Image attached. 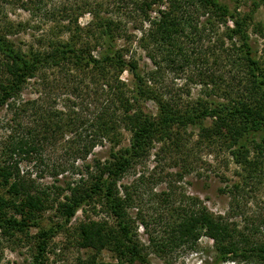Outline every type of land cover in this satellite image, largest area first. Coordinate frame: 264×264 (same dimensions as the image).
Returning a JSON list of instances; mask_svg holds the SVG:
<instances>
[{
  "label": "trees",
  "instance_id": "obj_1",
  "mask_svg": "<svg viewBox=\"0 0 264 264\" xmlns=\"http://www.w3.org/2000/svg\"><path fill=\"white\" fill-rule=\"evenodd\" d=\"M81 1L76 6L77 15L71 9L64 18L67 24L63 29L68 34L65 41H50L45 48L23 50L0 32V111L5 110L10 116L0 123L9 127V131L4 128L8 131L5 149L9 157L39 156L46 145L59 143L58 139H64L69 133L70 138L65 140L68 144L65 155L72 160L69 166L73 169L75 162L81 161L85 170L77 181L67 183L65 189L54 191L52 196L42 190H32L28 177L25 179L20 174L17 161L0 165V188L6 187L9 195L8 198L0 195V222L5 221L10 228L19 231L38 226L34 221L36 217L57 201L55 209L67 223L83 205L98 199L116 220L119 237L114 240V250L120 264L123 261L148 264L147 254L127 213L132 203L129 188L124 187L120 194L117 182L135 164L149 157L152 150L156 151L153 155L158 156L165 148L177 149L178 142L182 141L178 131L190 125L199 126L198 145L204 139L207 140L205 147L211 148V143H216L227 151L233 164L255 169L264 160V70L249 44V15L231 10L220 0ZM111 5L120 10V15L135 21L133 29L140 33L138 47L146 51L155 67L146 75L139 72L127 47L115 45L116 39L123 35L126 40L129 38L127 23L125 26L103 15L110 13ZM80 13L91 16L87 27L79 25ZM214 23L224 27V37L230 42L224 47V37L216 38L222 58L227 65L239 66L243 75L240 76L235 67L236 73L224 80L210 71L206 74L208 80L202 81L213 86V98L195 102L196 107L190 102L182 105L179 95L157 88V75L161 68L178 72L192 63L197 62L199 66L203 50L200 42L210 35L209 26L213 28ZM259 33L263 34V30ZM49 69L62 71L72 82L76 81L75 76H70L73 69L88 81L85 86L77 82L63 87L69 95L63 108L66 112L51 110L48 104L41 106V98H23L30 81L47 85ZM123 72L131 79V89L121 79ZM196 76H201L200 70ZM220 80L223 90L217 84ZM218 90L222 91V100L215 99L221 97ZM147 102L155 105V113L146 108ZM88 106H93L94 111L90 115L83 114L81 111ZM70 107L80 112L68 111ZM205 120L210 121L208 126L203 125ZM118 126L130 134L129 144L123 149H116L122 136ZM104 142L111 145L107 159L89 164V157L97 147H103ZM226 162L228 165V160ZM64 169L62 165H53L51 176L57 179ZM238 189L239 186L234 185L229 193L234 196ZM172 216L166 238L157 242L149 239L160 246L163 254L175 246L193 247L203 233L213 242L216 261L264 264V243L249 242L242 236L235 238V230L225 214L211 212L198 198H193L187 208L173 209ZM141 223L146 228V223ZM50 232L43 229L40 232L33 264H41L45 239ZM81 232L90 244L109 245L112 240L107 228H94L92 223L84 225ZM90 264L105 263L92 261Z\"/></svg>",
  "mask_w": 264,
  "mask_h": 264
},
{
  "label": "rangeland",
  "instance_id": "obj_2",
  "mask_svg": "<svg viewBox=\"0 0 264 264\" xmlns=\"http://www.w3.org/2000/svg\"><path fill=\"white\" fill-rule=\"evenodd\" d=\"M220 1L231 10L237 9L238 12L249 15L250 23L247 27L249 44L260 67L264 70V0ZM81 2V0H0V32L15 47L23 50L31 47L45 48L50 41H65L68 34L63 29V25L67 24L64 18L70 14L68 10L71 9H74L77 15L76 6ZM110 8V13L103 14L104 16H108L113 21H120L125 26L127 23L129 39L126 40V35H123L116 39L115 45L128 48L141 74L146 75L149 71H153L155 67L146 51L138 47L137 40L140 33L133 29L135 21L124 17L123 14L120 15V10H116V6L111 5ZM90 22L89 14L81 15L80 13L78 18L80 26L87 27ZM212 27L209 26L211 30L208 34L210 35L200 42L203 50L199 66L196 65L197 62L192 63L178 72L161 68L160 74L157 75V88L170 90L179 95L182 98L180 103L182 105L190 102L191 106L196 107L198 102L210 101L213 98L211 92L213 86L203 83L208 80L206 74L210 71H215V74L221 75L224 80L236 73L235 67L238 68L239 75H243L239 66L227 65L222 58L216 38L224 37V27L218 23H214ZM261 30L263 34L259 33ZM223 40L224 47L230 44L225 37ZM198 70L201 74L199 77L196 76ZM46 74L47 85L40 86L36 84V80H34L35 83L30 81L23 91V98H41L39 101L41 106L49 105L51 110L67 111L63 109L66 104L65 98L69 96L67 89L63 88L65 85L71 87L77 82L82 83V86L88 84V81L73 69L70 71V76L76 77V81L73 82L67 78V74L64 77L63 72L57 69H49ZM121 79L131 89V79L126 72L121 74ZM217 84L223 90L222 81H218ZM221 90L217 91L218 94L222 92ZM215 99L222 100V95L220 99L219 97ZM195 102L197 103L194 104ZM145 105L155 113V105L151 102ZM68 111L79 110L76 107H70ZM93 111L94 107L88 106L81 112L90 115ZM9 117L8 112L0 111V122ZM209 124V120L203 122L205 126ZM5 127V123H0V165L13 164L17 161L20 174H23L25 179L28 177L27 183L32 190H42L53 196L54 191L65 189L67 183L77 181L84 174L83 163L74 161V167L71 169L69 165L72 160H68L65 155L68 147L65 140L70 138L71 134L67 133L64 139L59 138V143H54L55 145H46L39 156L9 157L5 149L8 143L5 138L9 127H6L7 132ZM118 127L122 136L116 149H123L129 144L130 134L122 127ZM198 128V125H190L184 130H179L182 141L178 142L177 149L172 147L166 150L165 148L158 153V156H154L156 151L152 150L149 157L135 164L117 182V188L121 190L120 194L124 187H128L131 194L132 203L127 207V213L130 221L133 222V231L143 246V252L147 254L148 264H257L253 261H216L213 242L203 233L193 247L175 246L164 254L155 241L153 244L149 240L153 238L157 242L165 239L169 230L168 224H171L170 221L173 220V209H178L180 206L187 208L191 205L193 198H198L200 203L211 212L225 214L226 220L231 224V228H234L233 231L235 230V238L242 236L249 242L264 243V160L251 170L243 164L235 165L230 161L227 151L225 149L223 151L216 143H211V148L205 147L207 140L204 139L202 144L198 145L196 141L199 134ZM110 150L111 145L104 142L103 147H97L89 157V164H93L94 160L107 159ZM251 156L255 157L253 154ZM225 160H228V165ZM53 165H62L66 168L61 175L57 176V179L51 176ZM234 185H238L239 189L233 196L229 192ZM0 195L9 197L6 187L0 188ZM56 204L57 201L52 202L53 206L46 207V210L36 217L34 221L38 223V226L28 227L24 231L10 228L5 221L0 222L2 226L0 228V264H33L42 229L51 232L45 239L46 245L41 264H90L92 261L105 264L121 263L114 250V240L119 237L116 220L101 200L96 199L93 203L83 205L67 223L63 222V218L59 216L55 209ZM17 218L19 219V216ZM141 222L146 223V228L142 227ZM89 223H92L94 228L108 229L107 233H110L112 238L109 245L90 244L84 239L81 229L84 225L87 227ZM122 264H126V261Z\"/></svg>",
  "mask_w": 264,
  "mask_h": 264
}]
</instances>
